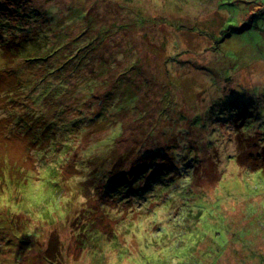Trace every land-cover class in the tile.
Returning <instances> with one entry per match:
<instances>
[{"label":"rangeland","instance_id":"1","mask_svg":"<svg viewBox=\"0 0 264 264\" xmlns=\"http://www.w3.org/2000/svg\"><path fill=\"white\" fill-rule=\"evenodd\" d=\"M30 1L21 0L20 10L27 12L26 3L36 11L28 26L16 12L0 24V264H58L45 255L50 240L60 251V264H155V259H146L151 248L145 246L155 242L153 238L164 242L163 232L168 233V250L188 263L194 246L189 233L179 235L157 222L147 229L135 219L131 230H138L141 240L124 229L113 242L108 238L115 220L106 213L109 209L119 217L116 205L103 208L100 200L86 201L80 191L82 180L99 164L98 155L110 159L112 168L129 170L141 160L139 154L157 148L158 158L173 162L167 170L182 175L176 176L179 185L204 187L215 202L222 201L211 221L218 227L211 238L225 249L218 262L211 258L208 264H264V175L234 161L237 139L232 126L225 124L228 98L247 102L264 123V0H129L128 8L126 0ZM10 20L15 25H9ZM113 21L127 28L113 32ZM106 32L110 35L105 45L93 52L90 40ZM85 44V65L75 80L84 81V75L92 80L90 75L104 68L107 46H132L131 55L135 50L138 76L131 69L126 87H115L116 94L107 95L117 101L113 106L105 96L66 91L63 76L50 73L51 66L71 53L74 58ZM129 55L121 53L114 71L129 64ZM123 98L133 99L132 106H123ZM166 98L176 102L175 109L165 104ZM118 107L133 110L121 112L120 118ZM209 109L216 116L206 119L209 128L203 131L192 116H206ZM95 110L102 120L90 121ZM83 113L89 125L76 128L69 123ZM210 130L215 132L214 150L200 152L198 178L191 182L197 159L191 157L188 163L184 144L205 145ZM120 187L110 191L112 196H118ZM126 194L137 203L138 195ZM155 213L152 209V219ZM178 220L174 217L173 222ZM88 222L101 231L104 243L97 241V247L82 242V225ZM210 224L202 220L192 235L199 237ZM162 253L168 263L167 251Z\"/></svg>","mask_w":264,"mask_h":264},{"label":"trees","instance_id":"2","mask_svg":"<svg viewBox=\"0 0 264 264\" xmlns=\"http://www.w3.org/2000/svg\"><path fill=\"white\" fill-rule=\"evenodd\" d=\"M126 1V5H124V7L128 8L131 3L129 0ZM8 2V0H0V24L5 25L3 23H6V19L10 18V15L16 12L19 13V16L22 19H26V25L28 26V24L32 22L29 16L36 11L31 7V5L25 3L24 7L25 11L27 10V12L20 13L21 8L23 7L21 0H12V4ZM29 2L31 1L29 0ZM136 20L137 18L132 21L136 22ZM112 23L117 24L114 26V29L112 30L113 32H116L117 30H119V28L121 31L127 28L126 23H117L116 21H113ZM110 24L111 23L106 25ZM9 25H15V23H12V21L10 20ZM9 25L7 24V26ZM27 26L24 28L25 31L27 29ZM109 35L110 34L106 32L103 36H99L97 34L96 37H92L90 41L94 45L92 47L93 52L97 50V48H101V45H105L106 38ZM27 37L28 35H25V38ZM61 39H63V37ZM13 40L14 39H11V41ZM1 41L4 45L5 40L2 39ZM15 43L16 46H19L20 42L17 43L15 41ZM67 44L69 43L67 42ZM107 47L110 48L109 53L104 50V57H102L104 59L101 60V65H103L104 68H101L98 71H94V75H90L91 77H94L92 80H90V78L85 75L84 81H80L77 79L75 80L74 78V74L78 71H82V68L85 65V51L88 48L87 44L79 47L74 58L72 57L71 53L68 55L69 58L61 60L59 61V63H55L54 66H51L49 68L50 73L55 77L63 76V79L67 82L65 89L66 91H74V93L81 91L84 93V95H87V97L90 95H92L93 97L94 94L97 98H102L103 96H105L106 103L109 102V104L107 103L108 106H113L114 101L115 103L117 101L115 99L108 100L110 98H108L107 95L111 91L116 94L114 91L115 87H126V75L130 72L131 69H134V71L132 72H134L138 76L139 67L137 68L135 50L134 54L131 55L132 46H130V50H124L118 47L117 49H113L110 46ZM2 49L3 48L0 49V54H3ZM105 49L107 48L105 47ZM121 53H123V55L127 53L130 54L128 58L129 64L123 67L124 70L122 69L119 73H117L116 71H114V68L117 65L118 61L121 60ZM94 56H96V54H94ZM94 56L89 57L87 62L89 63L94 58ZM133 79H135V77ZM89 80L91 81V83ZM88 82L89 84H91V88H89ZM133 86L135 87V85ZM98 88L101 90V95L96 94ZM125 90L126 88L124 90H120L116 99L121 97V93H123ZM61 92H64V89L59 90L60 94ZM133 94H136V102H138L140 96L137 94L136 88L134 89ZM242 98H245V96H243ZM123 99V106H132L131 101H133V99ZM79 100L81 101V98ZM134 103L135 101L133 102V104ZM165 104H167L168 107L172 109H175L177 106L176 102L174 103L173 100L168 98H166ZM227 104L228 107L226 109H229L230 115L228 119L229 121L226 122L224 119L222 120L225 121L226 125L232 126L231 129L234 131L235 138L237 139V152L234 155L233 159L242 167L248 166L252 171H258V173L263 176L264 123L260 120V114L258 118V113L252 112L253 110L251 111L249 109L250 107L247 102H241L228 98ZM118 109L120 110V118L121 112L127 115L129 111L133 110L129 108L124 109L119 107ZM92 113L95 117L90 121H94L96 119L102 120V118L99 117V113H96V110ZM207 114L208 115L205 116L204 114L199 115L198 113H195V115L192 116V118L195 120L194 125L200 129H203V131L208 127L206 119H214V114L216 116V112H214L213 109H209ZM82 115V118H80L79 120L76 119V123H69H71V125L75 126L76 128H81L83 126L89 125L90 122L85 121V113H83ZM63 125H65V122L63 123ZM214 133V131L210 130L208 134L209 144L205 143V145L195 146L184 144V148L187 149L186 155L184 156H186V159L189 156V159L187 160L188 163L191 161V159H193L191 157L197 159V162L191 167L192 173L189 178L191 182L194 179L198 178V170H200L199 164L202 161L200 152H205V149L206 151L214 150ZM160 155V148H157L154 152L152 151V154L150 153V151L139 154L140 157H137V159L140 158L141 160L138 159L139 161L136 162L133 166L131 165V168H129V170L126 168H117V166L112 168V166L110 167V164L112 162L110 161V159L106 157L104 158L103 155H98L100 162L90 173V175H86V179L82 180L80 191L83 197L86 198V201H88V198L90 199L91 197L97 203L98 200H100L99 204L103 206V208L106 207V205H111L112 203L116 205L115 211L120 213L119 217L112 216L113 211H110L109 209H107L106 213L108 216H111V218H114L115 220V225L113 228L114 230L111 233L113 234V236L111 238L109 236L108 238L113 242H117L118 240H120L119 235L122 232L121 230L124 229L126 230L127 234L133 233L137 236V238L139 237L141 240L140 232L138 230H131V221L135 219H138L137 221L141 220L145 222L147 229L150 222H157V224H162L168 227V229L173 230L174 232H179V235H185V233L188 235L189 233L192 236L194 246H192V248L189 250V253H191L192 255L191 257H189L190 260L187 263L184 260H180L182 257H180L178 254L172 252L171 250H168V247L166 246L168 244V233H165L162 230L163 233L160 234V236L162 240H164V242L157 243L153 238L155 242L150 243L154 245L149 244L145 246L147 248H151V250L148 251L150 253L146 256V259H155V264H157L159 260L163 262L162 257L164 255H162V252L164 251H167L168 263L163 262L160 264H208L211 258H214V262H218L222 256V249H225V247L223 246L224 248H222L218 247L217 244L214 245V239L211 237H213L215 232H217L218 227H215L214 222L211 223V221L214 220V215L217 213V211L220 212V205H222V201L215 202V199L213 200L211 196L213 193H211L210 190L208 191L206 189H203L204 187H201L200 185V187H194L191 185V187L189 188H186L185 185H179L177 183V179L179 180L182 175H176V173L173 172L172 168L167 170L168 166H170L173 162L165 157H161L163 159L160 161L159 159L161 158H158L160 157ZM164 159H166V161H164ZM190 165L192 164L190 163ZM176 176H178L179 178ZM92 182L93 184H95V187L92 185L89 188V185H91ZM118 185L121 186L118 196H112V193L110 191L114 190L115 186ZM127 186H129V189H126ZM123 190H125L126 192H124ZM127 192L130 195H138L137 203L131 200V197L126 194ZM199 196H201V198H199ZM81 208L85 211H90V208L88 206H82ZM152 209L156 210L155 219H152L150 215ZM81 214H83V211L77 213V217L80 218ZM84 214L87 216V218L90 219V217H88V213ZM174 217L179 218V220L173 222ZM202 220H205L209 224H211L207 228L202 230V235H200L199 237H194L192 234L197 231L198 225L202 222ZM93 223L94 222H92V224ZM82 229V234L85 236V241L82 242L89 244L91 243L93 246L97 247L96 242H101V231L93 229L92 225H90L89 222L83 223ZM210 238L213 240H210ZM102 243L104 242H101V244ZM215 246L218 247V249L214 248V250L217 249V254L215 253V251L214 257H212V247ZM199 251L201 252V255L197 257L198 255L196 254ZM44 252L49 259L60 264V251L56 250V245L53 248V241H48L47 247L45 248Z\"/></svg>","mask_w":264,"mask_h":264}]
</instances>
